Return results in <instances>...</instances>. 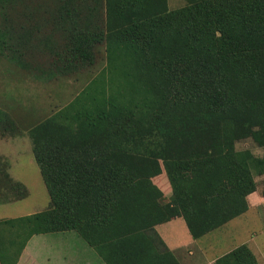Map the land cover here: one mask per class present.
I'll list each match as a JSON object with an SVG mask.
<instances>
[{"label":"trees","instance_id":"16d2710c","mask_svg":"<svg viewBox=\"0 0 264 264\" xmlns=\"http://www.w3.org/2000/svg\"><path fill=\"white\" fill-rule=\"evenodd\" d=\"M52 1L46 23L75 43L68 63L105 40L109 74L27 128L50 201L0 219V264L33 235L68 230L107 264H179L163 260L154 226L180 216L199 238L245 212L252 169L264 173V157L235 145L264 147V0ZM0 129L17 130L1 111ZM162 172L168 198L153 181ZM215 264L257 262L242 244Z\"/></svg>","mask_w":264,"mask_h":264},{"label":"rangeland","instance_id":"374dc122","mask_svg":"<svg viewBox=\"0 0 264 264\" xmlns=\"http://www.w3.org/2000/svg\"><path fill=\"white\" fill-rule=\"evenodd\" d=\"M52 2L19 0L0 7V111L17 126L15 131L0 129V175L8 177H0V219L32 214L49 205V195L33 159L27 128L65 106L93 79H107L109 74L105 40L91 41L90 61L76 56L68 63L71 55L66 45L75 43L63 38L60 26L57 29L53 23H46L48 17H54ZM186 3L184 0L182 6ZM171 7L176 5L172 2ZM62 65L67 68L61 70ZM235 145L237 150L248 149L256 157H264V147L251 138ZM252 174L256 190L264 194V173L258 174L252 169ZM11 182H18L22 187L12 188ZM23 191L26 196L18 199ZM254 235L264 239V207L230 220L203 236L207 238L202 241L222 246L227 241L234 242L233 237ZM32 237L81 236L75 230H68ZM154 241L158 246L156 238Z\"/></svg>","mask_w":264,"mask_h":264},{"label":"crops","instance_id":"0c3cea01","mask_svg":"<svg viewBox=\"0 0 264 264\" xmlns=\"http://www.w3.org/2000/svg\"><path fill=\"white\" fill-rule=\"evenodd\" d=\"M83 2L127 1V0H77ZM131 1V0H128ZM176 7H171V3ZM184 0H167L169 9L182 6ZM103 7V6H102ZM83 16H97V11L82 9L79 11ZM153 181L162 190L164 197L171 194L170 183L164 172L153 178ZM248 208L244 213L256 212L257 208L264 207V194L257 190L247 196ZM239 215V216H240ZM238 217V216H237ZM236 218V217H234ZM232 218V219H234ZM231 219V220H232ZM230 221V220H229ZM227 221L225 224H227ZM219 226L218 228L224 226ZM216 228V229H218ZM214 229V230H216ZM212 230V231H214ZM157 237L162 241L159 248L165 263L170 262L167 251L172 254L179 264H215L216 260L227 254L234 248L245 244L255 256L257 264H264V239L261 237H233L234 242L213 245L211 242L202 241L203 237L193 238L180 216L154 226ZM153 236V235H152ZM155 237V236H153ZM222 239V238H221ZM263 241V242H262ZM47 249L48 251H43ZM53 250V253L51 252ZM16 264H107L98 252L88 245L81 237H30L24 246ZM169 264V263H166Z\"/></svg>","mask_w":264,"mask_h":264}]
</instances>
